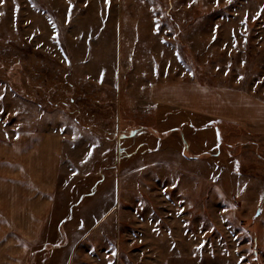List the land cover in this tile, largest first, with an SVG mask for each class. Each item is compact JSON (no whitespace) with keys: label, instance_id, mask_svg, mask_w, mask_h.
<instances>
[{"label":"rangeland","instance_id":"1","mask_svg":"<svg viewBox=\"0 0 264 264\" xmlns=\"http://www.w3.org/2000/svg\"><path fill=\"white\" fill-rule=\"evenodd\" d=\"M262 6L0 4V141L63 142L26 264H264Z\"/></svg>","mask_w":264,"mask_h":264},{"label":"crops","instance_id":"2","mask_svg":"<svg viewBox=\"0 0 264 264\" xmlns=\"http://www.w3.org/2000/svg\"><path fill=\"white\" fill-rule=\"evenodd\" d=\"M62 150L57 132L26 131L0 141V264H26L42 242L44 204L49 207Z\"/></svg>","mask_w":264,"mask_h":264},{"label":"snow or ice","instance_id":"3","mask_svg":"<svg viewBox=\"0 0 264 264\" xmlns=\"http://www.w3.org/2000/svg\"><path fill=\"white\" fill-rule=\"evenodd\" d=\"M4 2V0H0V4H2ZM191 3H194L195 0H190ZM218 3V0H217ZM72 5L71 3H69V9H71ZM262 9H264V6H262ZM257 15H259V13H257ZM253 19H256V17L254 16ZM241 23H244V21H241ZM53 27H55V25H53ZM215 38V37H213ZM37 47H39V45H37ZM65 59H67V57H65ZM93 147H95V145H93ZM91 156V151L88 152V154L85 156V159L81 161V163H84L89 157ZM181 211H183V209H181ZM197 247H199V245H197ZM109 264H111V262H109Z\"/></svg>","mask_w":264,"mask_h":264}]
</instances>
